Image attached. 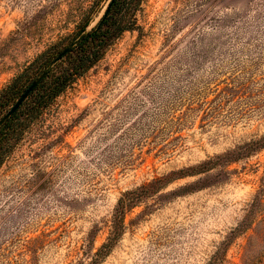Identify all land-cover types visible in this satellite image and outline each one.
<instances>
[{
  "label": "rangeland",
  "instance_id": "obj_1",
  "mask_svg": "<svg viewBox=\"0 0 264 264\" xmlns=\"http://www.w3.org/2000/svg\"><path fill=\"white\" fill-rule=\"evenodd\" d=\"M0 0V90L109 0ZM134 30L25 129L0 167V264H264V151L123 194L264 135V0H142ZM213 264V263H212Z\"/></svg>",
  "mask_w": 264,
  "mask_h": 264
},
{
  "label": "trees",
  "instance_id": "obj_2",
  "mask_svg": "<svg viewBox=\"0 0 264 264\" xmlns=\"http://www.w3.org/2000/svg\"><path fill=\"white\" fill-rule=\"evenodd\" d=\"M98 3L99 0H96L95 4L98 5ZM141 3L142 0H113L111 3L108 2L107 4L109 5L106 7L104 14L88 31L86 29L90 25V18L85 17L73 41L82 34L83 37L79 39L71 51L49 69L19 108L3 121H1L3 116L11 109L31 82L46 70L56 56L68 45L64 48H60L58 45L50 47L29 63L5 88L0 90V167L10 153L13 144L20 138L25 129L57 97L93 68L103 58L105 52L114 41L124 32L134 30L136 26L135 15ZM259 151H264V135L249 140L237 146L234 150L216 156L198 166L172 171L154 178L136 191H129L123 194L113 216L111 233L107 241L95 252L94 262L106 257L110 253L113 244L122 235L125 212L135 207L149 193L163 190L176 180L206 174L215 168L247 158ZM262 194V190L255 194L249 210L239 225L231 231L229 238L221 243L211 260V264L221 262L231 237L245 233L253 225V219L262 206Z\"/></svg>",
  "mask_w": 264,
  "mask_h": 264
},
{
  "label": "water",
  "instance_id": "obj_3",
  "mask_svg": "<svg viewBox=\"0 0 264 264\" xmlns=\"http://www.w3.org/2000/svg\"><path fill=\"white\" fill-rule=\"evenodd\" d=\"M113 0H109V3H111ZM109 4H107L106 7H108ZM105 7V9H106ZM103 10L101 16L104 14ZM100 16V17H101ZM100 19V18H99ZM83 37V34L81 36H79L78 39H76L75 41H73L71 44H69L66 48H64V50H62L57 56L56 58L51 62V64L48 66V68L46 70H44L37 78H35L31 84L28 86V88L21 94V96L19 97V99L15 102V104L11 107V109L3 116L2 120L7 119L8 117H10L18 108L19 106L23 103V101L27 98V96L32 92V90L39 84V82L44 78V76L47 74V72L49 71V69L56 63L58 62L63 56H65L69 51H71V49L75 46V44L79 41V39H81Z\"/></svg>",
  "mask_w": 264,
  "mask_h": 264
}]
</instances>
